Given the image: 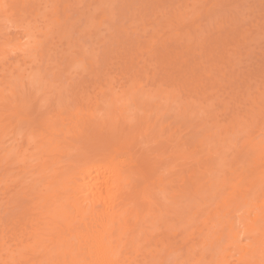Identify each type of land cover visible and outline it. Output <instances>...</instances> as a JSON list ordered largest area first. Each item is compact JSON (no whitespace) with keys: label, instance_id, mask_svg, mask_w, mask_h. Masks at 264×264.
<instances>
[{"label":"rangeland","instance_id":"374dc122","mask_svg":"<svg viewBox=\"0 0 264 264\" xmlns=\"http://www.w3.org/2000/svg\"><path fill=\"white\" fill-rule=\"evenodd\" d=\"M28 1L27 8L38 7L35 11L42 16L45 14V18L50 19L52 14L50 6L54 3H49L51 2L49 0H46L47 2L45 0L44 2L43 0ZM62 1L64 2L62 4L60 2L58 7L61 22L70 18L72 28L66 29L65 36L64 34L59 35L56 33L57 28H53L50 35L42 34L39 37L44 41L42 50L44 54L40 57L39 72L44 78L42 82H46L47 85L43 84L44 86L42 85L31 99V111L35 121L38 118V120L50 117L51 120L59 117L65 118L68 111L66 109L81 112L87 104L92 105V109L101 108L96 105L105 99L103 93L104 90L105 92L107 90L106 85H110L115 98L119 94L123 95L121 92L126 95L127 90L132 87V82L136 81L138 89L134 90L141 88L143 97L146 92L147 96L144 97V100L139 94L137 99L134 94L133 98L137 100L133 101L136 104L131 108L136 107L137 109L128 108L131 111L127 116L132 122H136V125L140 123V127L150 124L148 126L152 134L149 135L155 141L158 139L156 138L157 134L160 135L162 132L163 136L160 135L162 139L158 136L160 138L158 140L161 141L159 142L160 146L159 144L155 146L156 143L152 142L149 135L146 137L140 135L144 140L142 141L140 138L142 143H139L138 146L141 145L143 148L139 149L143 151V154L145 153L144 156L151 153L149 157L158 158L157 161L162 160V168L173 164L171 162H175L176 159L178 164L176 162L174 164L177 165V171L175 169V172L168 176V183L171 181L169 186L172 187L170 193L173 191L171 195H179L180 191L177 187L192 186L186 181V177L197 174L198 168L201 171L198 175L204 172L200 185L190 188L188 192L182 194V198L176 196L180 203L171 208L172 211L177 209L172 214L175 215L178 212V215L184 214L183 216L191 218L190 229L183 234H178L179 231L167 234L163 226L159 225L157 228L162 229L159 232L155 231L153 238L157 240L163 238L164 245L176 243L174 246L178 247L177 253L183 252L190 244L195 243L196 247H200L208 237L212 241L215 240L219 234H224L225 228L221 224L212 222L215 218L214 214L220 210L222 201H231L240 194H248L250 190L246 183L251 176L256 175V178L263 176V181L260 184L263 188L262 197L257 200L264 201V136L258 131L264 123V97H261V95L264 96V0H160V4L156 2L157 0ZM122 3L124 4L122 5ZM101 4H105L104 8L110 10H108L109 15L105 19L99 18L100 7H103L100 6ZM46 6L47 8H45ZM142 7L143 9H141ZM126 8L130 9L127 11ZM24 15L28 16L26 20L33 23L34 14ZM17 17L24 18V16ZM43 19L44 17L41 16L33 18L35 22L33 24L37 25L39 29L40 27L43 29L40 30L41 32L45 28L42 26H46L48 22ZM92 23H96L97 26H91ZM11 29L13 30V28ZM12 30L9 33L14 31ZM6 32H8L7 29L3 31V34L5 35ZM69 34H71L70 37ZM18 35L20 36V34ZM83 51L84 55L87 54L86 56H80ZM11 55H7L10 57V61L6 56V61H4L6 66L10 65V62L15 63L16 60H20L18 53ZM74 55L81 58V64L71 63V58ZM22 61H19V67L27 68L24 64L29 66L28 62ZM10 67H6L8 71L6 69L5 74L9 71L11 74V70L14 68L13 64L11 70ZM13 74L11 77L16 76ZM16 78L14 77V79ZM158 85L161 88L157 87ZM154 87L157 90L166 89V92L160 96V99L164 96L160 101L166 100L167 103L169 101V104L163 102L165 105L167 104L166 108L162 102H158L159 104L156 102V99L158 101L159 98L151 99L150 96L154 95L156 91ZM169 90L171 92L174 90V92L170 93ZM167 92L171 94L170 97L177 98L176 100L172 98V101L175 103L178 101V108H176L177 103L175 105L169 96L167 99V94L164 95ZM115 94L117 95L115 96ZM125 95L122 99L127 98L128 100L132 96ZM180 101L186 105V110L184 106L181 109ZM158 105H161V110L160 108L158 110ZM188 107L189 109H187ZM128 109L125 108L126 111ZM169 109L172 110L169 111ZM126 111L124 114L127 113ZM100 112H104V109L102 108ZM133 113L134 116H132ZM141 120L142 122H139ZM252 120L253 123L247 127L245 124ZM234 121H238L239 126ZM232 123L238 126L234 124V130L230 129ZM151 126L154 128L152 127V129ZM127 130L129 131V129L125 131ZM132 130L133 128H131ZM135 131L132 132L135 133ZM136 132V139H138V131ZM206 133L210 135L216 133L215 136H220V138L228 134L229 139L226 143L211 142L216 144H214V148H209L208 153L202 148L207 142L204 137ZM174 135L178 136L177 141ZM213 136L211 139H215ZM162 140H164V144ZM107 142L108 146L111 141ZM112 142L113 144L114 142L118 143L113 139ZM112 142L109 147L114 148L116 143L111 146ZM203 142L205 143L202 145ZM7 143L8 141H5L3 144ZM213 144L210 145L213 146ZM172 145V150L175 153H173V159L171 155L169 156L172 154L170 153ZM134 147L138 149L136 145ZM144 147H146L145 152ZM121 148L116 151L120 152ZM201 150L202 153H200ZM161 151L163 152L161 153ZM187 152L190 153L187 154ZM156 153L162 155L157 157ZM185 153L190 158L187 156L186 158ZM154 154L156 156H153ZM176 154L182 155L178 158ZM71 158L74 159L75 156L73 155ZM184 159L188 162L187 164ZM19 160L14 157L0 160V233L5 238L14 231L15 226L9 224L10 220L16 215H20L26 204L25 200L23 204L19 205L20 197L18 196L27 191L28 186L32 184L29 183L30 175L35 176V171L22 173V165L18 163ZM81 161L83 159L80 158L75 163ZM218 164H222V167L220 168ZM178 169H181V172ZM176 178L179 185L177 182L175 183L174 179ZM195 180V178L191 179V181ZM237 185L240 186L236 190ZM21 188L22 191L19 190L21 192L19 193L18 189ZM17 202L19 203L17 204ZM194 203L197 205L193 206ZM243 210L245 208L241 211ZM257 211V209H253L252 213L256 214ZM234 214L237 215L238 212ZM234 221L236 223L238 220L234 219ZM244 230L241 228V232ZM150 231L152 232V229L147 228V232L150 233ZM186 235L188 236L187 240H190L185 241L189 244L184 245L185 242L182 238H185ZM9 242L14 243L13 238ZM240 242L246 246L249 240L241 238ZM179 248L182 249L179 250ZM202 251V249L199 250L195 257L199 258ZM225 254L228 256L226 259H229V264H241L238 261L239 255L233 252L232 244L227 246ZM186 258L187 255L167 264H183V260Z\"/></svg>","mask_w":264,"mask_h":264},{"label":"bare ground","instance_id":"6f19581e","mask_svg":"<svg viewBox=\"0 0 264 264\" xmlns=\"http://www.w3.org/2000/svg\"><path fill=\"white\" fill-rule=\"evenodd\" d=\"M49 1V3L54 4L50 6L52 12L50 19H46L45 14L42 16L35 11L38 7L34 9V7L29 6L30 8H27L28 0H0V143H2L0 145V153H2L0 160L11 157L16 160L22 158L18 162L22 165V173L35 171V176L30 175L29 183L32 184L28 186V190L21 193L22 188L18 189L21 196H18L20 203L17 202V204L21 205L25 200L26 204L21 214L16 215L9 222L16 228H13V233L7 238L0 233V264H167L171 261L180 260L185 255L187 258L183 260V264H229V259H226L228 256L225 253L227 246L231 244L233 252L239 255L238 261L241 264H264V201L259 202L257 200V198L262 197L263 188L260 184L263 181V176L256 178L254 175L247 180L246 185L250 190L248 194L243 193L231 201L224 200L221 202L220 210L214 214L215 218L212 222L221 224L225 228V235L219 234L213 241L208 237L201 243L200 247H196L195 243L190 244L181 253H177L178 247L174 246L176 243L164 245L163 238L158 240L153 238L155 231L159 232L162 229L157 228L159 225L163 226L167 234H174L175 231H179L178 234H183L190 229L191 218L183 216L184 214L178 215V212L174 215L172 213L176 212L177 209L172 211L171 208L179 205L180 202L177 201V197L182 198V194L188 192L190 188L200 185L204 172L198 175L201 172L198 168L197 174L186 177V181L192 186L187 185L179 188L177 187L179 185L178 179H174L175 183H178L176 187L180 193L178 196L176 193V195H171L173 191L170 193L172 187L169 186L171 181L168 183V176L175 172V169L177 171L176 159L174 160L176 164L172 161L173 164L162 168V160L157 161V157L163 151L159 154L156 153L157 159L149 157L151 153L144 156L145 153L143 154V151L140 150L143 148L138 144L144 140L140 135L146 137L152 134L148 126L150 124L140 127V123L136 125L137 123L132 122L127 116L128 112L136 108L131 107L136 104L133 101L136 102L138 95L143 97L141 88L139 89L140 92L134 90L138 89L136 88V81L132 82V87L127 90L126 95H132L128 99L129 101L127 98L122 99L125 95L124 92H121L123 93L121 96L115 94L116 97L114 98L113 90L108 84L106 85V92L104 90L103 93L105 99L96 105L101 108L92 109V105L87 104L81 112L66 109L68 111L65 118L56 117L58 119L54 120H51V117L41 118V120L38 118L35 121L31 111V99L35 96L36 91L43 84H46V82H42L44 78L39 72L40 57L44 54L42 52L44 41L39 37L42 34L44 36L50 35L53 28H57L56 33L59 35L64 34L65 36L68 27L72 28L70 18L67 17V21L61 22L59 16L58 7L64 1ZM156 2L160 4V0ZM104 5H100L103 6L100 7L99 18L101 19H105L109 15V9H105ZM24 14L44 17L45 21H48L46 26H42L45 27L44 31L41 32L40 30L43 29L41 27L39 29L37 25L33 24L35 23L34 17L32 18L33 23H31V21L26 20L28 16L26 18ZM17 16H24V18ZM91 26L96 27L97 25L92 23ZM10 28H13L14 31L11 30L15 33H9ZM6 29L8 32L4 35L3 31ZM70 36L71 34H69ZM15 53L20 55L21 61L28 62L29 66L24 64L27 68L19 67L20 60L18 58L15 63L10 62L11 64L8 66L4 64L6 56ZM84 54L83 51L80 56ZM8 59V61L11 60L10 57ZM80 62L81 58L77 55L71 58V63L75 65ZM5 66L8 68L11 66L10 70L13 68L16 76L12 70L11 74L10 71L5 74L6 69L8 71ZM12 74L13 77H11ZM14 77H17V80ZM157 87L161 88L159 85ZM132 92L133 94H131ZM163 92H166V89H156L155 93L153 91L154 95L148 94V96L151 99L159 98L158 101L156 99V102L161 103L160 100L164 96L161 99L160 96ZM169 92L173 93L174 90L172 92L169 90ZM146 94L147 92L144 97L147 96ZM165 94H167V99L171 98L170 100L173 102L174 98L170 97L171 94L168 92ZM133 95L137 96V99L133 98ZM261 97L264 96L261 95ZM163 102L167 103L166 100ZM173 103L175 105L177 103V107L172 106L179 107L178 101ZM167 104L163 103V106L165 105L166 108ZM161 105H158V110ZM183 106L186 107L182 104L181 109ZM102 108L104 112H100ZM125 108H131V110L126 111ZM124 110L127 112L126 114H124ZM171 110L169 109V111ZM237 122L235 123L238 125L239 122ZM251 123L253 120L245 125L250 127ZM234 124L230 129L234 130L236 125ZM131 128H133L132 131H138V139H136L137 132L133 133ZM126 129L129 131H125ZM160 130L163 131V129ZM258 131L264 136V123ZM161 133L160 135L163 136ZM208 134L203 136L206 137L209 145L213 144L211 142L226 143L229 139L228 134L223 138L215 136L216 133ZM157 135L161 137L159 134ZM158 136L156 138L160 139ZM212 136L215 139H211ZM176 138L178 136H175ZM112 139L118 143L114 142V144L116 143L114 145ZM158 139L156 141L152 139V142L156 143L155 146L161 142ZM164 140H162L163 144ZM170 140L172 142V139ZM5 141H8L6 145L3 144ZM107 141H111V146L114 145V148H117V145H119L118 148L122 147L119 149L120 152L116 151L118 148L114 150V148L109 147L111 142L107 146ZM207 142L206 144H204L205 142L202 143V145L204 144L202 148L209 153V150L214 148L216 143L210 147ZM135 145L138 149L134 147ZM173 145L175 146V144ZM173 145L172 148L170 146V153L172 154L169 156L171 155V158L174 153ZM142 146L145 145L142 144ZM199 147L202 149L200 145ZM191 148L193 149V147ZM174 149L176 148L174 147ZM175 152L177 153V151ZM189 153L187 152V154ZM73 155L75 156L74 159L71 158ZM176 155L179 158L182 154ZM187 157L190 158L189 155ZM80 158L83 161L75 163ZM185 162V164L188 163L186 160ZM218 165L220 168L222 167V164ZM192 178L196 180L191 181ZM239 186H236V190ZM195 205L197 203H194L193 206ZM168 206L170 207L168 208ZM244 208L245 210L241 211ZM253 209L258 210L256 214L252 213ZM235 212L238 214L235 215ZM170 213L171 215H169ZM234 219L238 221L235 223ZM147 228L152 229V232L148 233ZM241 228L245 230L241 232ZM187 237L186 235L185 238H182V240L184 239L183 242L190 240H187ZM11 238H13L14 243L9 242ZM241 238L249 240L246 246L241 244ZM186 244L189 242H185L184 245ZM181 249L179 248V250ZM201 249L203 250L201 256L196 258V253Z\"/></svg>","mask_w":264,"mask_h":264}]
</instances>
